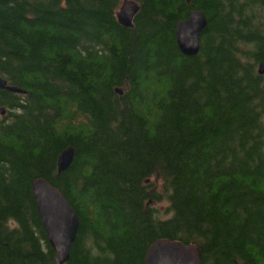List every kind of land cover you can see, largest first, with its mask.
Returning <instances> with one entry per match:
<instances>
[{
  "label": "trees",
  "instance_id": "trees-1",
  "mask_svg": "<svg viewBox=\"0 0 264 264\" xmlns=\"http://www.w3.org/2000/svg\"><path fill=\"white\" fill-rule=\"evenodd\" d=\"M122 1L0 0V78L25 93L0 91V264H54L37 180L78 217L67 264H144L160 240L264 264V0H126L132 29Z\"/></svg>",
  "mask_w": 264,
  "mask_h": 264
},
{
  "label": "water",
  "instance_id": "water-1",
  "mask_svg": "<svg viewBox=\"0 0 264 264\" xmlns=\"http://www.w3.org/2000/svg\"><path fill=\"white\" fill-rule=\"evenodd\" d=\"M190 2L191 0H186L187 5ZM138 12L137 4L123 0L116 14L117 24L123 29H132L133 20ZM262 13L264 31V8ZM206 27V17L199 11H191L187 20L177 24L175 42L182 56L193 58L198 55L200 37ZM258 75L264 76L263 64L258 66ZM0 91L13 95L25 94L17 88L9 87L1 78ZM116 93L122 94L120 91H116ZM3 115L4 111L0 110V116ZM73 159V149H66L60 154L57 159L58 175L65 173L70 168ZM31 188L41 226L46 234L48 245L54 253V264H67L78 233V217L61 193L45 181L37 180L32 183ZM144 264H201V252L194 245L160 240L147 250Z\"/></svg>",
  "mask_w": 264,
  "mask_h": 264
},
{
  "label": "rangeland",
  "instance_id": "rangeland-1",
  "mask_svg": "<svg viewBox=\"0 0 264 264\" xmlns=\"http://www.w3.org/2000/svg\"><path fill=\"white\" fill-rule=\"evenodd\" d=\"M152 184H154L153 182H152ZM156 207V206H155ZM157 208V207H156Z\"/></svg>",
  "mask_w": 264,
  "mask_h": 264
}]
</instances>
